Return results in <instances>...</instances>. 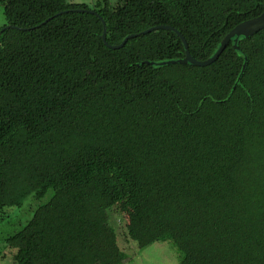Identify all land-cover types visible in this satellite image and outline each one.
I'll return each instance as SVG.
<instances>
[{
  "label": "trees",
  "instance_id": "1",
  "mask_svg": "<svg viewBox=\"0 0 264 264\" xmlns=\"http://www.w3.org/2000/svg\"><path fill=\"white\" fill-rule=\"evenodd\" d=\"M0 220L50 199L5 244L16 264H264V28L230 39L264 0H0ZM88 10H94L91 13ZM17 28H15V27ZM236 45V46H235ZM126 237V238H127Z\"/></svg>",
  "mask_w": 264,
  "mask_h": 264
},
{
  "label": "rangeland",
  "instance_id": "2",
  "mask_svg": "<svg viewBox=\"0 0 264 264\" xmlns=\"http://www.w3.org/2000/svg\"><path fill=\"white\" fill-rule=\"evenodd\" d=\"M75 3H89L91 0H68ZM113 5L116 0H109ZM5 22L0 6V26ZM52 191L48 190L42 197L35 198L29 195L20 207H11L5 210L4 217L0 220V264H16L13 262L14 249L9 248L4 239L19 231L32 217L34 211L45 204L51 197ZM109 224L118 236V245L127 255L124 264H179L178 253L170 242H156L142 249H137L132 237L125 234L131 221L126 214L115 213L113 208L108 210ZM127 237V238H126Z\"/></svg>",
  "mask_w": 264,
  "mask_h": 264
},
{
  "label": "water",
  "instance_id": "3",
  "mask_svg": "<svg viewBox=\"0 0 264 264\" xmlns=\"http://www.w3.org/2000/svg\"><path fill=\"white\" fill-rule=\"evenodd\" d=\"M88 11L91 13H95L94 10H88ZM98 17L101 19L102 24H103L101 39L104 42V44L107 45L108 47H111V48L122 47L130 37L139 36L141 34L148 33L154 29L172 30L180 38V40L184 46V57L181 59L175 60V61H170V62L171 63H179V64L180 63H191V64L196 65V66H205V65L212 63L214 60H216L217 57L220 55V53L223 51V49L225 48V46L228 44V42L230 41V39L233 36H234V40L236 41L239 35L250 36V35H253L256 32H258L259 30L264 28V10H263L257 16L246 19L244 21H241L240 23L235 25L231 30H229L224 35V37L221 39L218 49L215 51V53L212 56H210L204 60H196L189 53L188 46H187L186 40L183 37V35L176 28H174L170 25L160 24V25L152 26V27H149V28L139 32V33H132V34L127 35L119 44L110 45V44H107L105 41L104 21L102 20V18L100 16H98ZM15 28H17V27H15Z\"/></svg>",
  "mask_w": 264,
  "mask_h": 264
}]
</instances>
